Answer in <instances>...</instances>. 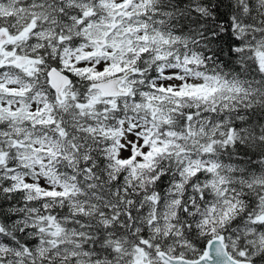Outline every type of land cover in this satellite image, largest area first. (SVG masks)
Wrapping results in <instances>:
<instances>
[{
  "label": "snow or ice",
  "instance_id": "1",
  "mask_svg": "<svg viewBox=\"0 0 264 264\" xmlns=\"http://www.w3.org/2000/svg\"><path fill=\"white\" fill-rule=\"evenodd\" d=\"M0 264H264V0H0Z\"/></svg>",
  "mask_w": 264,
  "mask_h": 264
},
{
  "label": "clouds",
  "instance_id": "2",
  "mask_svg": "<svg viewBox=\"0 0 264 264\" xmlns=\"http://www.w3.org/2000/svg\"><path fill=\"white\" fill-rule=\"evenodd\" d=\"M114 199V198H113ZM97 247L99 248V247H101V244L100 243H97Z\"/></svg>",
  "mask_w": 264,
  "mask_h": 264
}]
</instances>
